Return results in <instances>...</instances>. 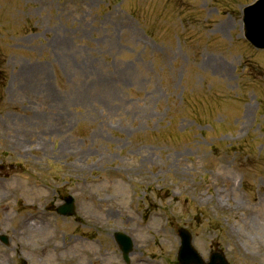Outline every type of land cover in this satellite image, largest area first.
I'll list each match as a JSON object with an SVG mask.
<instances>
[{
	"label": "rangeland",
	"instance_id": "rangeland-1",
	"mask_svg": "<svg viewBox=\"0 0 264 264\" xmlns=\"http://www.w3.org/2000/svg\"><path fill=\"white\" fill-rule=\"evenodd\" d=\"M254 1L0 0V264H264Z\"/></svg>",
	"mask_w": 264,
	"mask_h": 264
},
{
	"label": "water",
	"instance_id": "water-1",
	"mask_svg": "<svg viewBox=\"0 0 264 264\" xmlns=\"http://www.w3.org/2000/svg\"><path fill=\"white\" fill-rule=\"evenodd\" d=\"M245 30L246 38L257 48L264 49V0H258L254 5L245 10ZM73 198H67L66 204L59 208L58 212L61 215L72 216L75 211V204ZM182 240L179 261L181 264H207L202 256L193 246L192 235L186 230L182 229L179 232ZM1 240L6 242L5 236H0ZM118 243L124 252L125 259L129 261V254L132 251V240L125 235H117ZM209 264H229L226 257L222 253H215L211 258Z\"/></svg>",
	"mask_w": 264,
	"mask_h": 264
}]
</instances>
